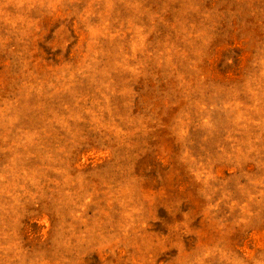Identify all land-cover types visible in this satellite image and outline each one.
<instances>
[{
    "label": "rangeland",
    "instance_id": "1",
    "mask_svg": "<svg viewBox=\"0 0 264 264\" xmlns=\"http://www.w3.org/2000/svg\"><path fill=\"white\" fill-rule=\"evenodd\" d=\"M0 264H264V0H0Z\"/></svg>",
    "mask_w": 264,
    "mask_h": 264
}]
</instances>
